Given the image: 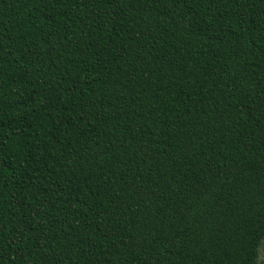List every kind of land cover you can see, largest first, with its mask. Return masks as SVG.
<instances>
[{"label": "trees", "instance_id": "trees-1", "mask_svg": "<svg viewBox=\"0 0 264 264\" xmlns=\"http://www.w3.org/2000/svg\"><path fill=\"white\" fill-rule=\"evenodd\" d=\"M264 0H0V264H259Z\"/></svg>", "mask_w": 264, "mask_h": 264}, {"label": "rangeland", "instance_id": "rangeland-1", "mask_svg": "<svg viewBox=\"0 0 264 264\" xmlns=\"http://www.w3.org/2000/svg\"><path fill=\"white\" fill-rule=\"evenodd\" d=\"M259 264H264V245L260 248Z\"/></svg>", "mask_w": 264, "mask_h": 264}]
</instances>
